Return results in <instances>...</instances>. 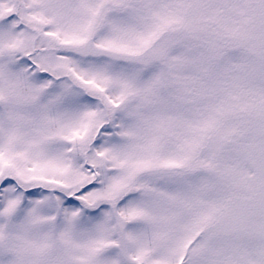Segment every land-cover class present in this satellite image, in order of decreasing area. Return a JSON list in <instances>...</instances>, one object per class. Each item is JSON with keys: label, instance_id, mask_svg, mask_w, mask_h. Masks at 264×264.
<instances>
[{"label": "snow or ice", "instance_id": "snow-or-ice-1", "mask_svg": "<svg viewBox=\"0 0 264 264\" xmlns=\"http://www.w3.org/2000/svg\"><path fill=\"white\" fill-rule=\"evenodd\" d=\"M0 264H264V0H0Z\"/></svg>", "mask_w": 264, "mask_h": 264}]
</instances>
